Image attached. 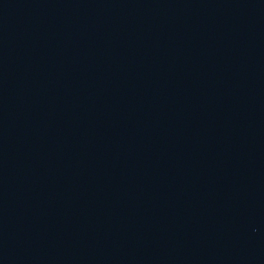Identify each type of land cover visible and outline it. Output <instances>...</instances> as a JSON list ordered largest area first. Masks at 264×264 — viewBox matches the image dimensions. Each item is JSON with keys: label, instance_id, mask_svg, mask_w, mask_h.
I'll list each match as a JSON object with an SVG mask.
<instances>
[{"label": "water", "instance_id": "1", "mask_svg": "<svg viewBox=\"0 0 264 264\" xmlns=\"http://www.w3.org/2000/svg\"><path fill=\"white\" fill-rule=\"evenodd\" d=\"M170 0H0V264H23L87 128Z\"/></svg>", "mask_w": 264, "mask_h": 264}]
</instances>
